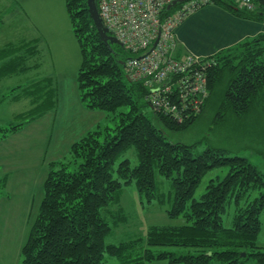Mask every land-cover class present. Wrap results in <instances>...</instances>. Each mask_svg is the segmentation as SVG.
<instances>
[{"label": "trees", "instance_id": "trees-1", "mask_svg": "<svg viewBox=\"0 0 264 264\" xmlns=\"http://www.w3.org/2000/svg\"><path fill=\"white\" fill-rule=\"evenodd\" d=\"M207 3L242 19L264 22V0H256L253 9L238 7L234 0ZM185 4L178 3L164 14ZM66 6L82 52L77 74L80 100L88 109L113 113L117 124L87 131L71 145L69 160L48 163L38 212L21 248V264H106V254L120 264L160 258L187 264H247L253 258L264 264V247L257 242L264 210V174L258 166L215 147L196 154L194 144L170 139L198 122L210 105L216 110L214 125L264 110V32L207 57L211 60L206 71L209 96L198 113L179 121L154 110L147 87L127 75L124 63L131 53L100 38L87 0H66ZM4 50V57L12 59L0 65V78L13 73L21 60L17 44H8ZM40 86L36 82L22 85L19 93L30 97L32 106L18 123L0 127V140L56 109V88ZM132 147L138 164L133 166L126 158L115 168ZM254 147L264 156L263 139ZM222 167L228 168L225 176L211 179L200 198H194L204 176ZM158 175L171 183L167 196L160 191ZM6 184L7 176L0 185V198ZM131 184L149 204L168 201L167 215L183 217L185 223L150 226L145 246L142 238L107 244L106 237L127 218L120 203L124 188ZM230 206L233 222L226 226L224 214ZM138 246L142 251L134 254Z\"/></svg>", "mask_w": 264, "mask_h": 264}, {"label": "rangeland", "instance_id": "rangeland-1", "mask_svg": "<svg viewBox=\"0 0 264 264\" xmlns=\"http://www.w3.org/2000/svg\"><path fill=\"white\" fill-rule=\"evenodd\" d=\"M17 1L16 7L12 8L10 1L0 0V18L2 21L0 23V64L4 62L2 51L7 45L5 43L13 39L17 42L18 47L20 45L19 38L28 37V25L31 23L36 31H40L46 36L51 45L50 48L45 47L44 54L54 73H60L57 77L60 92L55 112L48 111L47 116L40 122L39 119H36V122H31L17 131L19 132L18 136L12 144H10L11 137L14 138L12 134L17 132L10 134L0 142V185L2 179L6 177V174L2 177L4 172H13L10 178L8 175L7 184L4 188L5 193L0 198V264H21V248L38 212L43 196V182L48 172V162L59 158L69 160L71 158L70 143L79 138L87 126L98 124L99 126L91 129L98 130L106 127L114 128L117 124V118L113 113L88 109L80 100L77 74L82 62V52L72 30L66 0ZM234 1L237 4V1ZM213 5L215 4L207 3V1L200 3L199 8L194 12L199 11L194 15V12L188 15L192 14L185 21L182 27L183 32L188 36L196 33L198 34L197 39L205 38L212 26L215 27L217 24L221 26L223 21H228L231 15L218 7L217 10H214L216 6ZM53 44L56 47L52 46ZM34 76V74L11 73L4 76L5 80L2 81L4 77L1 78L0 94H7L13 88L18 98H8V100H4V104H0V127H9L11 124L18 123L23 119L22 113L32 106L31 98L23 97L24 95H20L18 92H21L22 85H25L24 82L26 81H22ZM148 111L152 113V108L150 107ZM215 113L214 106L210 105L198 122L184 132L173 133L170 139L194 144L196 154L207 147H215L224 150L227 155L244 156L256 164L264 174V156L254 147L259 140H264V110H257L243 119L227 118L220 125L213 123ZM54 117V138L48 145L46 142ZM126 158L131 160L133 166L138 164L137 150L132 147L124 153L117 160L115 168L120 161ZM41 160H44L45 163ZM227 171V167L209 171L198 186L194 198H200L201 194L206 191V186L211 179H221ZM158 182L160 191L167 196L171 190L170 181L158 175ZM256 194L258 193L254 195ZM120 206L127 218L125 221L119 222L106 237L107 244H118L142 238L145 246L150 226H179L185 223L183 217L171 219L167 215L166 209L170 206L168 201L165 205L156 201L151 204L147 203L135 184L124 188ZM28 207L30 211L27 215L26 209ZM113 209L117 210L118 207L114 206ZM233 215L234 208L230 206L224 214L226 226L232 225ZM260 219L262 225L257 242L260 247H264V210ZM142 248L138 246L134 250V254L141 252ZM105 261L106 264H120L119 259L107 254ZM145 264L187 263L160 258L146 261ZM247 264L257 263L252 258L247 261Z\"/></svg>", "mask_w": 264, "mask_h": 264}, {"label": "built area", "instance_id": "built-area-1", "mask_svg": "<svg viewBox=\"0 0 264 264\" xmlns=\"http://www.w3.org/2000/svg\"><path fill=\"white\" fill-rule=\"evenodd\" d=\"M174 0H97L110 33L131 53L127 75L142 82L154 110L179 121L198 113L209 96L207 68L211 60L191 54L178 57L177 27L207 0H193L165 15ZM253 9L256 0H236Z\"/></svg>", "mask_w": 264, "mask_h": 264}, {"label": "crops", "instance_id": "crops-1", "mask_svg": "<svg viewBox=\"0 0 264 264\" xmlns=\"http://www.w3.org/2000/svg\"><path fill=\"white\" fill-rule=\"evenodd\" d=\"M7 1H10L12 8L16 7V5L18 4L17 0L16 1L15 0H7ZM213 6H216V9H214V10H217V7L220 9H223L217 5H213ZM210 10H213V9H210ZM223 10H225V9H223ZM198 11L199 10H197L196 12H198ZM196 12H194L193 15L196 14ZM227 12H228V14L231 15L228 18V21L227 20L223 21L221 26L219 24H217L215 27L212 26L209 29V31L206 33V37L205 38L201 37L200 39H197L198 34H196V33L188 36L185 32H183L182 27L185 24V21L190 16H192V14L190 16H188L176 29V35H177L176 54H177V56L183 57L185 55L191 54V55H194L197 57L207 58L211 55H214L217 51H219L221 49L230 47V46H232V45H234V44H236L242 40H245L246 38L254 37V36L258 35L259 33L264 32V22L242 19L240 17H237L236 15H234L233 13H231L229 11H227ZM0 20H1V18H0ZM32 28H34V29H32ZM19 41H20V43H19L20 45H22L24 43H26V44H24L21 47H19V46L17 47L18 55L21 57V60H20V63L18 65H16V70H14L13 73L24 74V75H26V74L27 75L28 74L33 75L34 74L35 75L34 77H31L30 79H25L22 82L26 81V82H24V84H28L30 82H36L38 85H41L40 86L41 88H42V86H44V84L47 85V87H51V88L53 86L56 88L57 93H58L57 98H59L60 88L58 87V84H57V83H59L57 77H58V75H60V73L59 72H58V74L54 73L52 68L49 67L48 61L45 58L44 49L46 46L49 48L51 46L49 41L47 40L46 36L44 34H42L40 31H36L35 27L31 23H29V25H28V37H21V38H19ZM12 43L16 44L17 42L15 40L11 39V40H8L5 44L8 45V44H12ZM32 46H34V47H32ZM52 46L56 47L54 44ZM11 59H12V57L6 56L3 59L4 62H2V63H8L11 61ZM3 80H5V77H4V79H2V81ZM0 82H1V78H0ZM23 97L27 98L28 96H23ZM8 98H10V99L18 98V97H16V93L13 91V88H11V90H9V92H7V94L6 93L0 94V104H4V100H6V99L8 100ZM52 111L55 112L56 109L51 110V112ZM43 116L40 117L41 119L38 118L39 120L38 119L37 120L40 122L43 118H45L47 116V113H45ZM35 122H36V120H35ZM54 125H55V117L51 121V126L49 128L50 131L48 133V140L46 142L48 145L51 144V142L53 141V138H54V131H53ZM96 126H94V125L87 126L86 128L83 129L81 136L84 135L87 131L91 130L92 127H96ZM18 133L19 132L12 134V136H14V138L12 139V137H11L10 144H12L13 140L18 136ZM81 136H79V138ZM79 138H77L76 140H78ZM76 140H72V142L70 143V147ZM0 142H1V140H0ZM56 160H58V159H56ZM41 161L43 162L44 160H41ZM46 161H48V160L46 159ZM51 161H53V160H51ZM51 161H49V162H51ZM44 163H45V161H44ZM12 173L10 171H6V172H4L2 177H4V175L6 174V176L8 177V175H9V178H10ZM9 178H8V180H9ZM34 209H35V207H34ZM29 211H30V208L28 207L26 209L27 215H28Z\"/></svg>", "mask_w": 264, "mask_h": 264}, {"label": "water", "instance_id": "water-1", "mask_svg": "<svg viewBox=\"0 0 264 264\" xmlns=\"http://www.w3.org/2000/svg\"><path fill=\"white\" fill-rule=\"evenodd\" d=\"M188 1H191V0H174L167 6V9L170 10L173 7H175L178 3H185ZM87 4H88L89 12L93 20L94 26L96 27L100 38L106 44H109V45H112V44L122 45V43L110 33L109 29L104 24L102 17L100 15V12H99L97 0H87ZM243 255H245V253H243Z\"/></svg>", "mask_w": 264, "mask_h": 264}]
</instances>
